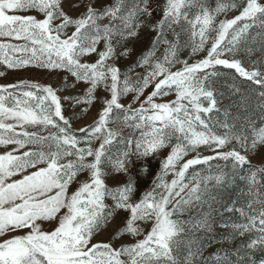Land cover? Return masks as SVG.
Returning <instances> with one entry per match:
<instances>
[{
	"label": "snow or ice",
	"instance_id": "snow-or-ice-1",
	"mask_svg": "<svg viewBox=\"0 0 264 264\" xmlns=\"http://www.w3.org/2000/svg\"><path fill=\"white\" fill-rule=\"evenodd\" d=\"M94 5L91 0L73 17L64 11L62 0H0V38H10L0 39V65L5 68L0 77L6 70L35 67L66 72L87 85L82 95L64 96L58 93L74 86L67 76L59 88L29 80L0 85V145L16 146L0 154V264H199L201 249L186 226L204 227L208 219L193 225L180 214L207 193L209 179L226 186L247 165L250 186L260 183L258 174L264 180V167L256 168L242 154L264 145V127L253 129L249 140L228 122L227 111L223 121L214 116L224 95L216 87L222 75L218 66L264 87V52L257 60L237 58L240 52L252 55L248 32L253 25L264 30V2L216 0L214 8L208 0H164L162 5L113 0L100 8ZM233 10L238 14L217 22L221 13ZM156 11L162 13L159 20H153ZM143 28L156 34L151 46L122 72L116 61L130 55L126 42ZM185 49L188 58H181ZM92 55L94 62L87 59ZM136 68L143 73L132 80L128 73ZM101 87L109 96L97 119L74 129L62 101H73V107L91 105ZM149 87L152 90L145 95ZM229 87L238 91L235 84ZM173 92L174 100L157 102ZM129 93L132 102L122 104L121 98ZM121 127L139 130V135L125 137ZM233 141L229 150H220ZM26 145L35 150L14 154ZM201 146L215 155H200ZM166 148L170 151L160 160L151 187L135 199L138 188L132 170L141 162L140 171L147 173L143 162ZM190 152L197 154L181 163ZM214 160L229 162L231 171L216 166L211 176L189 172L196 165L211 171ZM28 168L35 171L24 174ZM17 173L20 179L6 182ZM82 174L85 180L79 179ZM112 174L126 179L109 186L106 179ZM73 185H78L75 190ZM116 210L129 215L114 238L124 234L143 238L119 246L93 243ZM245 219L247 223L234 225L241 229L239 234H258L247 247L264 248V206L258 215ZM149 223L145 232L141 225Z\"/></svg>",
	"mask_w": 264,
	"mask_h": 264
},
{
	"label": "rangeland",
	"instance_id": "rangeland-1",
	"mask_svg": "<svg viewBox=\"0 0 264 264\" xmlns=\"http://www.w3.org/2000/svg\"><path fill=\"white\" fill-rule=\"evenodd\" d=\"M91 0H83V3H79V0H62V6L64 11L73 17L79 16ZM113 0H95V7L100 8L104 5L111 4ZM154 5H162L164 0H152ZM264 2V0H261ZM79 5V6H76ZM208 5L212 8L216 5V0H208ZM32 14L38 15V18H42L39 14L33 12ZM238 11L233 10L227 14L221 13L217 17V22L221 19L232 18L237 15ZM162 13L156 11L153 13V20H159ZM143 19V17H141ZM107 22V21H102ZM71 31V29H69ZM155 32L149 28H143L139 31L138 37L127 41V47L132 49L130 55L127 57H120L116 63L123 72L129 65H131L137 57L148 50L151 46V41L155 37ZM8 41L10 38H0ZM13 43H21L22 41L11 40ZM248 45L253 49L251 57H246L244 52L238 53V57L242 60L251 59L257 60L262 56L264 52V30L259 25H253L248 32ZM98 47L102 48L103 45ZM119 50V49H118ZM163 51V46L158 50L157 55L159 56ZM188 49L181 52V58H188ZM19 55V53H17ZM206 55L205 52H201L197 56L189 59V63L195 62V60L202 58ZM89 61L94 62L96 59L95 55L87 58ZM248 67V65H245ZM179 67V65L177 66ZM219 71L222 75L218 78L216 87L224 95L219 98L218 108L220 111L214 113L217 120L223 121L225 119V111H227L228 122L236 125L237 131H244L251 140L253 135V129L258 131L264 127V87L256 85L254 82L249 81L245 78L239 77L234 70L223 68L218 66ZM0 71H5L3 65H0ZM138 73H143L142 68H136L129 72L128 75L132 80H135ZM68 77V82L74 84L73 87L65 88L58 94L64 95H82L85 88L87 87L84 83L75 82L74 78L68 73L63 71L48 72L35 67H28L21 70H6L5 75L0 77V85L11 84L19 80L36 81L41 84H51L54 88H59L64 83V77ZM235 84L236 88L232 89L229 85ZM152 90L149 87L145 95ZM132 95L129 93L126 97H122L120 102L124 105H128L132 102ZM97 99L91 105L79 104L73 107V101H62L64 105V115L71 118L72 127L79 129L86 125L92 124L98 117V113L103 107V101L109 96V93L104 88H98L96 92ZM143 99V97H141ZM175 99V93H170L165 97H158L157 102H167ZM137 104H133V107H137ZM206 106V105H205ZM87 108L86 112H81V109ZM73 113L77 115L73 117ZM11 122V121H7ZM110 127H116V125H109ZM19 131V129H17ZM121 134L125 137L138 136L139 130L131 127H121ZM216 131L223 132V128H217ZM98 143V142H97ZM235 145V141L227 147L220 149L221 151H227ZM15 145H0V154L11 151L15 148ZM35 150V146L26 145L23 149H19L14 154L21 155L24 151ZM240 150V149H237ZM170 149L166 148L161 151L157 158H153L144 161L147 164L149 171L147 173L141 172V162H137V166L132 170V175L137 179V188L135 199H139L141 194L151 187L152 180L160 168V160H162ZM200 155L210 156L215 155L213 151L207 150L203 146L198 149ZM197 153L190 152L186 155L184 160L191 159ZM249 157L251 165L256 168L264 167V145H258L256 151L242 153ZM212 169L208 170V166L196 165L189 169V172L195 171L200 173L202 176L215 175L217 167L224 168L225 171H231V164L223 160H214L211 162ZM43 166V165H41ZM35 171L34 168H28L24 174H28ZM249 175V167L246 165L242 170H237L236 174L232 177V182L226 186L220 187L216 185L214 180H207L208 185L207 193H205L200 201L193 200L192 204L183 211L179 218L182 220H191L193 225H196V221L207 217L208 224L204 227L196 225L186 226V230L192 234V238L196 241V245L199 246L201 252L199 254V264H205L207 258L212 257L208 264H261L264 261V248L247 247L250 239L255 238L258 235L255 232H246L244 235H240L241 229H237L234 225H240L247 223L245 217L258 215L259 211L264 206V180L259 177L260 183L250 186L247 179ZM21 178V173L7 178L6 182H11ZM86 174H82L79 179L85 180ZM126 177L120 174H112L107 177L106 183L109 186H117L124 182ZM167 179H172V174H169ZM78 185H73L72 190ZM109 205L112 204L111 200H108ZM129 213L125 210H116L113 219L105 226V228L95 236L93 243L96 242H112L114 246H119L124 243H132L135 239L143 238L132 237L128 234H124L120 237H115V233L124 225ZM175 218V217H174ZM145 228V232L150 230V223L148 225H141ZM45 228L54 227V225L45 224ZM11 233L10 235H15Z\"/></svg>",
	"mask_w": 264,
	"mask_h": 264
}]
</instances>
